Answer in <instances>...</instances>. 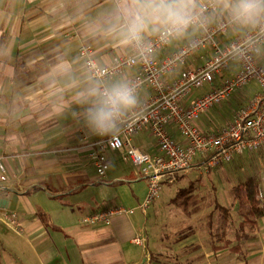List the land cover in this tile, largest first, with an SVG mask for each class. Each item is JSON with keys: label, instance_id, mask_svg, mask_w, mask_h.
<instances>
[{"label": "crops", "instance_id": "0c3cea01", "mask_svg": "<svg viewBox=\"0 0 264 264\" xmlns=\"http://www.w3.org/2000/svg\"><path fill=\"white\" fill-rule=\"evenodd\" d=\"M225 16L217 10L209 20L214 23ZM116 19V0H0V161L7 172V178L0 179V264H264V217L256 220L254 228L247 227L245 238L238 241L229 236L235 250H216L224 239L208 244L209 228L202 233L197 228L189 233L190 227L186 226L185 240L176 242H164L162 235L151 238L149 215L141 207L147 194L138 192V183L147 179L138 166L132 167L123 158L121 151L98 149L96 142L104 136L88 126L85 113L90 102L81 96L95 79L85 66L80 47L90 46L100 65L132 52V46L121 45L116 34L109 31ZM247 30L250 29L233 25L221 36V44ZM199 32V28L190 29L159 50L157 57L170 54ZM154 35L146 34L145 39ZM211 55L210 49H201L190 58L188 67L202 65ZM258 59L264 64V45L259 48ZM65 61L71 64L70 73L57 71V66ZM237 68L238 62L234 61L224 74L230 75ZM179 71L180 68L169 73L165 79L172 80ZM137 72V67L127 68L124 75L105 84L128 81ZM221 80L222 75H218L214 85ZM212 87L207 83L197 89L187 103ZM258 90L256 81L238 90L233 100L237 108L228 116L219 112L212 122L216 125L214 130L228 125L238 107L246 106ZM151 93L150 87H143L138 93L139 101ZM169 130L176 141L185 142L175 125H170ZM130 142L151 154L159 152L158 142L148 129ZM97 156L107 160L104 176L98 174ZM244 156L255 161L264 159V147L236 156L239 179L230 186L226 176L227 185L218 194L210 193L208 201L205 199L208 207L214 199L216 207L237 209L234 187L249 178L258 180L264 206L263 174L252 169L240 175L246 170ZM231 162L213 170L218 168L221 174H227L230 169L224 166ZM192 168L200 174L208 172L198 157L178 174L188 175ZM225 187L227 190H223ZM123 205L133 208L134 213L117 215L110 223L88 224L81 220L98 210ZM12 213L19 218L18 226L9 225L4 219ZM202 217L197 214V221ZM221 217L219 228L232 234L238 224L232 222L235 217L231 221L226 214ZM238 218L240 222V212ZM210 225L207 222L206 227ZM172 227L168 224L159 231L170 230L174 236ZM153 229L157 232V225ZM134 237L145 241L134 242ZM174 248L184 250L181 261L180 256L173 257Z\"/></svg>", "mask_w": 264, "mask_h": 264}, {"label": "built area", "instance_id": "2783aa9c", "mask_svg": "<svg viewBox=\"0 0 264 264\" xmlns=\"http://www.w3.org/2000/svg\"><path fill=\"white\" fill-rule=\"evenodd\" d=\"M203 6L206 19L187 30L199 28V34L162 58L157 57V52L182 35L168 38L154 35L145 39L142 46L133 45L130 54L115 56L107 65L96 62L90 46L84 45L79 49L92 78L100 79L105 84L115 76L124 75L127 68L137 67L138 72L128 81L137 86V94L143 87L152 90L135 109L125 114L110 135L96 142L99 150L111 148L121 151L125 160L140 168L148 182V193L141 204L144 211L159 195L162 178L169 176L172 180L176 173L188 169L198 157L202 159L204 169L209 171L246 151H257L264 147V65L258 59L259 48L264 45V25L221 44V36L234 24L227 16L218 17L211 23L209 16L217 9L213 7L212 0L203 2ZM201 49H210L211 57L202 65L189 68L190 58ZM234 61L238 62V68L225 75ZM178 68L177 76L167 81L165 77ZM218 75H222V80L214 85ZM253 81L258 83V92L246 106L238 108L228 125L212 131L200 127L198 119L202 113ZM207 83L213 87L187 103L193 92ZM172 124L184 138V143L172 137L169 130ZM144 129L150 130L156 138L159 147L157 154L144 151L130 142ZM97 157L98 174L104 176L108 163L102 156ZM0 169V179L5 180L6 167L1 161ZM132 213L133 208L113 206L87 214L82 221L88 224L110 223L117 215ZM4 219L11 226L19 224L15 213L6 214ZM133 241L142 244L145 239L134 237Z\"/></svg>", "mask_w": 264, "mask_h": 264}, {"label": "clouds", "instance_id": "9594fccd", "mask_svg": "<svg viewBox=\"0 0 264 264\" xmlns=\"http://www.w3.org/2000/svg\"><path fill=\"white\" fill-rule=\"evenodd\" d=\"M212 5L234 25L249 29L264 25V0H212ZM116 10V22L109 31L123 46H142L146 34L179 37L206 19L202 0H116ZM57 71L70 73L71 64L65 61ZM81 96L90 102L85 113L88 126L99 136L110 135L139 103L137 86L131 81L106 85L95 79Z\"/></svg>", "mask_w": 264, "mask_h": 264}, {"label": "rangeland", "instance_id": "374dc122", "mask_svg": "<svg viewBox=\"0 0 264 264\" xmlns=\"http://www.w3.org/2000/svg\"><path fill=\"white\" fill-rule=\"evenodd\" d=\"M237 94H239V92L232 94L230 99L228 98L229 100H224L223 102L210 108L208 111L202 113L198 119V124L200 127L205 131H212L216 127V125L212 122H214L213 120H215L217 115L219 116V112H222L224 116L231 115L234 112V109L237 108V105L233 103V100H235ZM230 103H233L232 106ZM244 157L246 170L243 171V173H240V175H244L246 174V171L255 169L259 170L261 174H263L264 178V162H262L264 159L259 157V160L257 159L255 161L254 158H250V160L247 159L249 157ZM129 163L133 167L134 164L132 165L131 162ZM224 167L225 169L226 167L230 169L227 174H221V171L218 168L213 170L214 167L208 172H204L202 174H200L198 169L192 168L188 175L182 176L181 174L177 173L172 180L169 176L162 178L159 195L147 208L151 227V231L149 230V233L152 234L151 238H159L162 235V241L167 242L165 240L168 239L172 242H176L177 240H185L188 232L191 233L192 231L196 230V228L201 230V233L204 228H209V231H211V241L208 244L222 242L223 237H225V233L223 232L222 227L219 228V222L221 223L222 220L221 215L226 214V217L229 221L235 217V220H232V222L235 223L239 221V212H237V209L235 208H225L222 206L216 207L217 201L214 199L208 202L209 204L211 203L210 207H208L205 199L207 198L208 201L210 198V193L216 192L218 194V191L222 189L223 186L227 185V180L225 179L226 176L229 179L228 184L230 186L235 183V180L239 179V157H235L230 164H226ZM211 170L212 172L209 173ZM259 180H261V185L263 186L261 177ZM141 181L142 182L138 183V192L147 194L148 182L146 180ZM120 185H126L128 187V184ZM129 187L130 191H132V187L130 185ZM223 190H227V187H225ZM212 196L213 198L216 197V195ZM197 214H202L203 216L198 221ZM207 222H210L211 224L208 227H206ZM168 224L173 225L172 229L174 230V236L170 230H165L162 233L159 231L160 229L167 227ZM155 225H157V232H154L153 229V226ZM177 226L178 229H176ZM186 226H188V228L190 227L188 232L184 231ZM168 229L170 228L168 227ZM222 235L223 237H218ZM177 249L178 248H174L172 255L173 257L180 256L179 261H181V256L183 255L184 250Z\"/></svg>", "mask_w": 264, "mask_h": 264}, {"label": "trees", "instance_id": "16d2710c", "mask_svg": "<svg viewBox=\"0 0 264 264\" xmlns=\"http://www.w3.org/2000/svg\"><path fill=\"white\" fill-rule=\"evenodd\" d=\"M235 202L237 203V211L241 214V221H237L238 224L234 225V232L229 233L226 229H223L225 233L224 244L216 246V250H221L224 247H229L231 250H235L237 247L234 245L233 238L229 237L233 235L234 239L238 240L245 238L248 233L247 227L250 229L255 227L257 219L264 217V206L262 205V199L260 197V184L258 180L249 178L243 183L234 187ZM240 223V226H239ZM230 230V228H229Z\"/></svg>", "mask_w": 264, "mask_h": 264}]
</instances>
